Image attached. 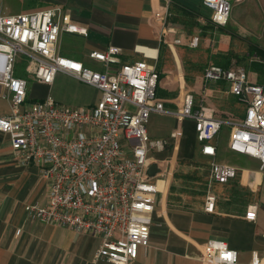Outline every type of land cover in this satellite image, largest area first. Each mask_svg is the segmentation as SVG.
Masks as SVG:
<instances>
[{
  "label": "built area",
  "instance_id": "obj_1",
  "mask_svg": "<svg viewBox=\"0 0 264 264\" xmlns=\"http://www.w3.org/2000/svg\"><path fill=\"white\" fill-rule=\"evenodd\" d=\"M218 27L228 24L232 8L244 0H199ZM170 0H167L166 15ZM62 33L85 35L59 6L5 15L0 4V88L9 114L0 115V133L21 165L35 164L47 184L44 203H29L24 212L33 220L90 234L98 238L92 263L131 264L150 237L158 181L146 177L150 151H163V138L147 134L151 114L167 115L156 97L158 74L145 61L120 65V48L93 50L89 58L103 70L87 68L62 56L57 49ZM196 38L191 46L196 45ZM178 42V41H176ZM24 71L40 84L51 85L65 74L98 90L99 100L89 107H69L52 97L32 102L27 81L17 75L19 59ZM205 82L225 81L245 105L240 120L217 118L202 104L195 107L187 93L171 115L191 120L203 156L211 158L204 211L213 213L214 185L235 179L238 169L214 161L215 140L224 125L230 129L228 149L250 156L264 168V90L248 81L241 68L210 66ZM257 206L249 205L245 219L254 222ZM264 240V232L262 233ZM204 252L213 264H238V252L221 240H208ZM250 264H264V250L253 252Z\"/></svg>",
  "mask_w": 264,
  "mask_h": 264
},
{
  "label": "crops",
  "instance_id": "obj_2",
  "mask_svg": "<svg viewBox=\"0 0 264 264\" xmlns=\"http://www.w3.org/2000/svg\"><path fill=\"white\" fill-rule=\"evenodd\" d=\"M0 4L3 14L15 15L5 13L1 0ZM166 5L167 0H29L22 13L59 6L73 24L86 30V34L62 33L58 52L87 68L102 71V65L91 60L89 54L109 46L120 48V65L145 61L154 66L158 74L156 97L163 100L165 109L172 113L186 92L193 93L197 107L202 102L200 95L217 94L223 87L219 82H204L203 71L197 69V57L188 49V32L196 26L205 27L204 16L209 15V11L199 0H170L166 15ZM229 23L233 36L264 48V0H244L234 6ZM175 40H179V44ZM215 45L219 51H228V44L221 37L215 38ZM186 66L189 67L187 72ZM27 78L31 83L30 92L27 91L30 101L50 96L59 102L60 97L50 94L57 75L51 85L37 83L28 75ZM64 80L67 84L78 83L84 95L76 107H89L99 100L98 90L68 75ZM7 114L9 109L0 111V115ZM180 125L174 122L175 143L171 155H167L165 149L148 154L149 166L157 164L164 169L153 177L158 186L162 183V188L156 195L148 245L139 248L131 264H213L204 252L208 240L224 241L238 252V264H250L252 253L260 254L264 250V168H260L258 160L230 151L227 137L226 148L236 155L237 165L217 160V144L214 161L234 166L238 173L229 183L213 186L217 198L214 212L204 211V199L199 206H179L167 197L165 170L168 163L179 158H197L206 163L209 170L212 160L201 154L193 122L184 119L180 120ZM147 134L150 138H161L148 129ZM230 183L236 184L234 196L243 194L246 199L242 208L236 203L228 207L220 199L219 192ZM46 194L47 184L40 175L39 166L19 164L12 154L8 136L0 133V264H93L98 238L44 224L24 212L26 204L44 203ZM249 205L257 206L254 222L245 219Z\"/></svg>",
  "mask_w": 264,
  "mask_h": 264
},
{
  "label": "rangeland",
  "instance_id": "obj_3",
  "mask_svg": "<svg viewBox=\"0 0 264 264\" xmlns=\"http://www.w3.org/2000/svg\"><path fill=\"white\" fill-rule=\"evenodd\" d=\"M1 3L5 13L18 14L24 12L23 8L29 4V0H1ZM204 17L206 20L205 27L196 26V29L189 31L187 36V40L190 38L188 49L192 50L194 55L197 57V69H199V72L203 71V80L204 71L206 68L210 66H221L217 65L218 61L221 63L222 58H226L230 62L229 68L227 70H235L238 68L243 69L247 74L248 81L261 85L264 90V48L260 49L259 47L249 43L250 41H247V39L233 36L234 34L232 35L229 29L231 27L229 22V25L218 27L212 24L209 15ZM216 37H221V39H223L224 42L228 44V51H226V49L224 51H219L216 49ZM194 38L197 40L196 45L191 46V40ZM174 42L179 44V40H175ZM254 49H260L262 52H259L258 56H255L253 53ZM249 51L251 54H249ZM24 66L25 62L20 58L17 64V75L19 73L18 76L24 78L27 81V91L30 92L31 83L28 80L27 75L24 73ZM219 68L222 69V67ZM185 69L187 72L189 67L187 68L186 66ZM57 78L58 79L54 83L50 94L54 97H60L62 99H60L57 103L69 107H76L78 103L84 98V95H82L81 90L78 88V83L67 84L64 80L65 75L61 73L57 74ZM217 82L221 84H218ZM217 82L212 83H217L219 86H221V88L223 87V89L220 91L218 86L219 90L217 94L212 93L208 96L205 95L204 97L200 95L202 101L200 103L202 106L206 110L212 112L213 115L219 117H230L235 120L242 119L243 113L245 111V105L239 100V98H235L231 95L229 86H227L225 81L221 80ZM224 91L229 93H225ZM1 92L2 90L0 89V94ZM187 93L193 94L191 92H186L183 94L181 96L180 102L172 110L173 112H176L181 107L183 98ZM161 102L164 104L163 100H161ZM8 109L9 105L7 101L2 100L0 97V111H7ZM169 115L165 116L151 114L147 124V129L150 132L152 131V133H154L156 136H160L161 138L167 140L168 145L165 148L167 155H171L174 149L175 137H173L172 134V131L174 130V122L175 124H178L179 127L181 126L180 119L172 116L171 113ZM229 131L230 129L228 126L224 125L215 140V143L218 145L217 160L236 166V155L228 151L226 148L227 137L229 139L230 136ZM207 170L208 165L197 158L193 160L179 158L168 163L165 170V175L167 176V197L171 200H174L179 206L195 207L202 204L205 195ZM217 187L218 186L215 188ZM234 187H236L235 183H230L229 185L225 186L223 191L219 192L220 199H222L228 207L231 205V203H236L238 208L239 206L242 208L246 199H244L243 194L234 196V194L237 193Z\"/></svg>",
  "mask_w": 264,
  "mask_h": 264
},
{
  "label": "water",
  "instance_id": "obj_4",
  "mask_svg": "<svg viewBox=\"0 0 264 264\" xmlns=\"http://www.w3.org/2000/svg\"><path fill=\"white\" fill-rule=\"evenodd\" d=\"M163 167L159 166L157 164H151L147 171H146V177L147 178H153L156 174L163 172Z\"/></svg>",
  "mask_w": 264,
  "mask_h": 264
},
{
  "label": "trees",
  "instance_id": "obj_5",
  "mask_svg": "<svg viewBox=\"0 0 264 264\" xmlns=\"http://www.w3.org/2000/svg\"><path fill=\"white\" fill-rule=\"evenodd\" d=\"M252 52H253V50H252ZM259 52H262V50H260V49H254V52L253 53L255 54V56H258V53ZM249 54H251L250 51H249ZM217 65H221V66H218V67H222V69L227 70L229 68L230 62L226 58H222V62L220 63L218 61Z\"/></svg>",
  "mask_w": 264,
  "mask_h": 264
},
{
  "label": "bare ground",
  "instance_id": "obj_6",
  "mask_svg": "<svg viewBox=\"0 0 264 264\" xmlns=\"http://www.w3.org/2000/svg\"><path fill=\"white\" fill-rule=\"evenodd\" d=\"M158 188H162V183L158 186Z\"/></svg>",
  "mask_w": 264,
  "mask_h": 264
}]
</instances>
